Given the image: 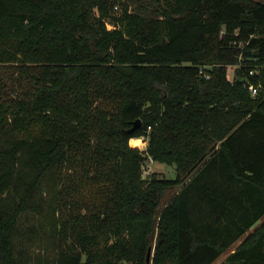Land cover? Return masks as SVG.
Instances as JSON below:
<instances>
[{
    "label": "trees",
    "instance_id": "obj_1",
    "mask_svg": "<svg viewBox=\"0 0 264 264\" xmlns=\"http://www.w3.org/2000/svg\"><path fill=\"white\" fill-rule=\"evenodd\" d=\"M0 66V264H264L263 0H0Z\"/></svg>",
    "mask_w": 264,
    "mask_h": 264
},
{
    "label": "rangeland",
    "instance_id": "obj_2",
    "mask_svg": "<svg viewBox=\"0 0 264 264\" xmlns=\"http://www.w3.org/2000/svg\"><path fill=\"white\" fill-rule=\"evenodd\" d=\"M116 9L119 11L121 9V5L118 4V7ZM1 68H3V67L0 66V69ZM3 70H5V69H3ZM233 70H234V66H231V72H230V77L231 78L233 76V74H232ZM2 72H4V71H2ZM139 139H141V142H140V145L137 144V146L140 147L141 149H145L146 145H147L146 140L143 137H140ZM148 163L149 164H148V167L146 168L145 176L148 173V171L150 172V170H158V171L164 173L167 177H170V178L176 177V170H175L174 165H169L167 163H163V162H159V161H153L152 159H150ZM87 198L91 199L90 196H88ZM37 220L38 219L36 218V216L34 218V216L31 215V214L30 215H28V214L24 215L23 218L21 219V223H22L21 226H20L21 232H23V233L27 232V230L29 229L30 224H32V223L36 222L38 224L39 221H37ZM45 246H49L50 247V245L48 243H46L45 240L43 242H41L39 240L35 244V247H36L35 249L32 248L31 246L29 247V245L27 243H26V245H24V247L27 249V251L30 252L28 254H31L32 256H35V254H39L38 252L42 251L41 253L44 256V260H46V258L48 256H50V253H43V250H44ZM224 257H225V255H223L220 260H223Z\"/></svg>",
    "mask_w": 264,
    "mask_h": 264
},
{
    "label": "water",
    "instance_id": "obj_3",
    "mask_svg": "<svg viewBox=\"0 0 264 264\" xmlns=\"http://www.w3.org/2000/svg\"><path fill=\"white\" fill-rule=\"evenodd\" d=\"M140 119H138L136 122H135V125H134V127H136L137 125H139L140 124ZM152 247H150L149 248V250H148V254H147V263L146 264H151V257H152Z\"/></svg>",
    "mask_w": 264,
    "mask_h": 264
},
{
    "label": "built area",
    "instance_id": "obj_4",
    "mask_svg": "<svg viewBox=\"0 0 264 264\" xmlns=\"http://www.w3.org/2000/svg\"><path fill=\"white\" fill-rule=\"evenodd\" d=\"M250 72L253 73L254 70H251ZM248 87H249V89H250L254 94H257V93L259 92V90H260L261 85H260V86H257V85H255L254 83H250V84L248 85Z\"/></svg>",
    "mask_w": 264,
    "mask_h": 264
},
{
    "label": "bare ground",
    "instance_id": "obj_5",
    "mask_svg": "<svg viewBox=\"0 0 264 264\" xmlns=\"http://www.w3.org/2000/svg\"><path fill=\"white\" fill-rule=\"evenodd\" d=\"M132 142H134L135 144H139L140 145L141 139L135 138V139H132Z\"/></svg>",
    "mask_w": 264,
    "mask_h": 264
},
{
    "label": "crops",
    "instance_id": "obj_6",
    "mask_svg": "<svg viewBox=\"0 0 264 264\" xmlns=\"http://www.w3.org/2000/svg\"><path fill=\"white\" fill-rule=\"evenodd\" d=\"M239 242H240V241H239ZM237 243H238V242H237ZM231 251H232V250H231ZM223 255H225V257H226V256L228 255V253H225V254H223ZM223 255H222V256H223ZM222 256H221V257H222ZM221 257L217 260V263L220 262V261H222V260H220ZM225 257H224V259H225ZM224 259H223V260H224Z\"/></svg>",
    "mask_w": 264,
    "mask_h": 264
}]
</instances>
